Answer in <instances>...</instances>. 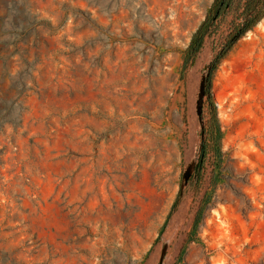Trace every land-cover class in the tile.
Returning <instances> with one entry per match:
<instances>
[{
    "label": "rangeland",
    "instance_id": "374dc122",
    "mask_svg": "<svg viewBox=\"0 0 264 264\" xmlns=\"http://www.w3.org/2000/svg\"><path fill=\"white\" fill-rule=\"evenodd\" d=\"M211 2L0 0V264H264V19L213 74L218 150L229 19L180 73Z\"/></svg>",
    "mask_w": 264,
    "mask_h": 264
},
{
    "label": "trees",
    "instance_id": "16d2710c",
    "mask_svg": "<svg viewBox=\"0 0 264 264\" xmlns=\"http://www.w3.org/2000/svg\"><path fill=\"white\" fill-rule=\"evenodd\" d=\"M227 19L229 20L227 21ZM262 19H264V0H212L203 19L193 31L183 52L180 71L182 76H184L185 72L189 69L190 65L199 54L205 39L215 36L218 33L222 22L227 21V34L223 42L220 44L219 50L216 51V47L213 48L214 55L210 61L203 85V94L206 99L205 101L210 108L212 121L210 127L202 132H207L209 134L213 141V146L218 150L221 132L211 93L213 74L219 63L225 58L234 45L251 31ZM205 155L206 143L205 140L202 139L199 145L198 155L196 156L193 165L192 173L187 182L193 180L194 183L197 184L201 181ZM176 204L177 201L174 202L173 206ZM199 211H201V209ZM198 220L199 218L196 215L193 226L196 225ZM183 247L180 250V253L182 252Z\"/></svg>",
    "mask_w": 264,
    "mask_h": 264
},
{
    "label": "water",
    "instance_id": "95a60500",
    "mask_svg": "<svg viewBox=\"0 0 264 264\" xmlns=\"http://www.w3.org/2000/svg\"><path fill=\"white\" fill-rule=\"evenodd\" d=\"M197 110H198V114L200 115V114L202 113V109H201V107L198 106ZM193 165H194V164H193ZM192 169H193V166L190 167V169L188 170V172L186 173V175H184V176L182 177L181 189H182V187L184 186V184L187 183L188 178L190 177V175H191V173H192ZM160 262H161V259H160Z\"/></svg>",
    "mask_w": 264,
    "mask_h": 264
}]
</instances>
